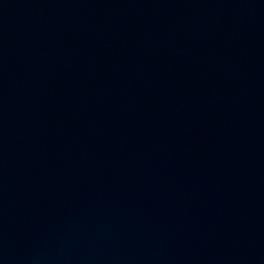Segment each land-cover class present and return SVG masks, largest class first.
I'll list each match as a JSON object with an SVG mask.
<instances>
[{
    "label": "water",
    "instance_id": "1",
    "mask_svg": "<svg viewBox=\"0 0 264 264\" xmlns=\"http://www.w3.org/2000/svg\"><path fill=\"white\" fill-rule=\"evenodd\" d=\"M0 264H264V0H0Z\"/></svg>",
    "mask_w": 264,
    "mask_h": 264
}]
</instances>
